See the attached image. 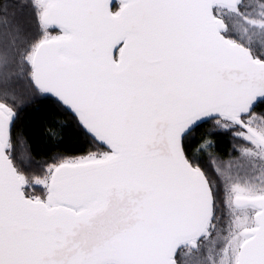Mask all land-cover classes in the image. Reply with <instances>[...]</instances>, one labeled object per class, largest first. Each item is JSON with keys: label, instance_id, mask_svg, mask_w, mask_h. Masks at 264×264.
Returning a JSON list of instances; mask_svg holds the SVG:
<instances>
[{"label": "snow or ice", "instance_id": "obj_1", "mask_svg": "<svg viewBox=\"0 0 264 264\" xmlns=\"http://www.w3.org/2000/svg\"><path fill=\"white\" fill-rule=\"evenodd\" d=\"M0 264H264V0H0Z\"/></svg>", "mask_w": 264, "mask_h": 264}]
</instances>
